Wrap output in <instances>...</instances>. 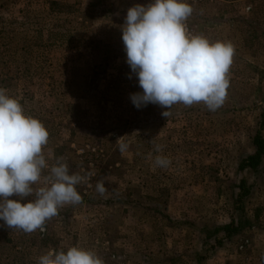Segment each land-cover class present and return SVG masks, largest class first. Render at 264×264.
Returning a JSON list of instances; mask_svg holds the SVG:
<instances>
[{"label":"rangeland","instance_id":"374dc122","mask_svg":"<svg viewBox=\"0 0 264 264\" xmlns=\"http://www.w3.org/2000/svg\"><path fill=\"white\" fill-rule=\"evenodd\" d=\"M150 2L0 0V88L49 132L33 188L51 186L58 161L84 177L82 201L59 207L45 231L0 221V264H39L73 246L104 264H264V156L243 165L264 139V0H185L187 34L230 42L234 54L219 108L176 103L168 117L130 99L142 89L121 29L129 8Z\"/></svg>","mask_w":264,"mask_h":264},{"label":"clouds","instance_id":"9594fccd","mask_svg":"<svg viewBox=\"0 0 264 264\" xmlns=\"http://www.w3.org/2000/svg\"><path fill=\"white\" fill-rule=\"evenodd\" d=\"M192 13L193 8L185 0H151L147 6L128 9L121 30L126 62L142 89L130 96L137 109L156 104L169 109L162 113L168 117L176 103L190 106L203 102L212 111L224 103L233 45L189 36L184 22ZM48 140L43 123L26 115L19 100L0 88V221L11 229L43 232L46 220L57 215L59 207L82 201L75 186L84 177L70 174L68 165L60 161L51 167V186L34 190L42 170L48 168L43 154ZM121 141L117 143L124 152L127 145ZM160 150L157 146L156 151ZM155 163L166 167L170 161L157 155ZM96 190L105 194L103 180L97 182ZM34 191L35 199L23 203ZM13 195L20 200L9 199ZM39 264L104 262L95 252L73 246L67 252L48 251L39 258Z\"/></svg>","mask_w":264,"mask_h":264},{"label":"trees","instance_id":"16d2710c","mask_svg":"<svg viewBox=\"0 0 264 264\" xmlns=\"http://www.w3.org/2000/svg\"><path fill=\"white\" fill-rule=\"evenodd\" d=\"M254 145L256 147V152L253 155L249 156L247 159H245L243 163L244 167H248V168L251 167V168L256 169L262 162V158L264 156V139L263 137H261V135H258L256 137V139L254 140ZM242 225L244 227V222H240L237 225L232 223L230 225L218 227L216 231L224 232L227 235H229L231 234L232 231L242 228Z\"/></svg>","mask_w":264,"mask_h":264}]
</instances>
